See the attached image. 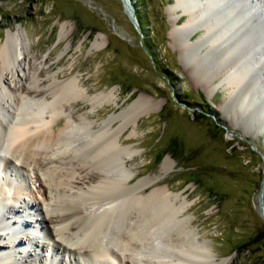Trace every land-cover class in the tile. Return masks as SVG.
I'll return each mask as SVG.
<instances>
[{"label":"rangeland","instance_id":"rangeland-1","mask_svg":"<svg viewBox=\"0 0 264 264\" xmlns=\"http://www.w3.org/2000/svg\"><path fill=\"white\" fill-rule=\"evenodd\" d=\"M173 2L141 0L139 4L158 64L175 77L173 85L154 63L151 53L143 48L141 39L144 35L130 21L121 0H0V47L9 32L20 31L23 48L16 53L20 67L29 60H35V65L40 68L46 63L44 66L49 69L47 67L45 76L57 73L59 81L77 76L91 96L116 88L117 104L109 102L94 112L88 103L77 107L78 113H90L92 121L101 123L125 109L140 95L146 96L154 109L138 118L137 135L124 140L131 127L120 134L123 145L137 151L126 166L135 171L132 182L145 178L162 179L158 186L167 185L171 192L182 197L187 195L188 207L182 217L190 219L188 228L197 233L196 238L203 241V246L209 248L214 257L213 261L210 258L203 264L229 258L228 264H264V213L262 215L259 208L264 158L247 142L257 141L264 151V113L260 112L264 98L255 97L257 102L246 111L240 110L239 105L245 87L256 89L253 84L256 78L261 77V87L264 86V59L248 72L244 86L236 88L233 96L229 95L232 90L223 82L228 74L223 69L228 59L216 60L224 49L210 48L209 61L199 58L208 50L198 49L199 45L185 46L188 48L186 55L180 56L177 44L170 38V31L186 18L180 16L175 21L180 13L170 10ZM261 10L264 15V8ZM201 35L199 30L193 32L190 43L200 39ZM190 63L194 70L190 71ZM11 69H17V64ZM222 70H225L223 74ZM195 76L207 77L208 85L203 86V78ZM6 78L14 79L11 74ZM199 103L216 113L215 121L210 113L197 110L201 106ZM20 118L21 121L29 119L22 116L12 120V124ZM62 119L60 116L54 128L61 127ZM118 123H114V129ZM5 124L6 127L11 125ZM219 124L231 135L227 136ZM165 156H169L174 165L163 178L158 171ZM1 165H5L4 160ZM18 169L9 168L6 176L0 171V215L3 207L11 206L8 198L22 186L23 194L31 190L40 197L37 184L34 185L33 171ZM261 199L264 209V185ZM16 215L33 223L25 226V232L33 238L32 246L47 241L44 233L30 235L34 227L40 230V226L30 218L28 211ZM15 220L14 217L8 219L4 225L0 221V233L9 232L12 236L15 233L14 236L18 237L19 225L13 223ZM9 221L11 224L8 225ZM11 226H14L13 230L8 229ZM25 248L40 264H60L54 259L56 253L52 254L50 250L40 248L37 251L40 256H36L35 247ZM20 251H14V258L21 259L19 264H24ZM3 252L4 257L9 255L7 251ZM60 255L67 257L62 251L58 252ZM108 258V264H117L114 258Z\"/></svg>","mask_w":264,"mask_h":264},{"label":"bare ground","instance_id":"bare-ground-1","mask_svg":"<svg viewBox=\"0 0 264 264\" xmlns=\"http://www.w3.org/2000/svg\"><path fill=\"white\" fill-rule=\"evenodd\" d=\"M262 4L263 0H174L170 10L180 13L175 21L180 16L186 19L170 31V38L177 44L180 56L185 57V50L190 47L208 48L199 57L201 61H209L210 48L224 49L216 60L228 59L223 68L228 74L223 82L233 96L236 88L244 86L248 72L264 59ZM196 30L202 35L190 43ZM22 45V35L16 31L9 32L0 47V171L6 176L11 167L18 171L31 169L40 197L31 190L23 194L22 186L8 198L11 206L3 207L0 221L4 225L8 219L16 218L13 223L19 225V236L0 233V264H19L21 259L14 258L16 249H21L24 264H40L24 250L28 246L35 247L36 256H40V248L56 253L54 259L60 264H108V257L117 264H203L210 258L213 261L211 250L188 228L190 219L182 217L188 207L187 195L173 193L167 185L158 186L162 179L145 178L133 183L135 171L126 167L137 151L123 145L120 134L131 127L124 140L137 135L138 118L154 109L151 101L140 95L101 123L92 121L90 113H78L77 107L88 103L94 112L109 102L117 104L116 88L91 96L77 76L62 81L57 73L45 76L46 63L40 68L35 60H29L24 69L16 57ZM16 64L17 69L12 71ZM189 68L194 70L192 65ZM8 74L14 79H7ZM200 77L206 87L208 78L195 76ZM262 81L261 77L256 78V89L245 87L241 92L240 110L252 108L256 98H264ZM260 112L264 113V107ZM22 116L29 119L20 118L21 122L12 124V120ZM60 116L63 121L56 129ZM116 121L119 125L114 129ZM5 122L11 125L6 127ZM173 165L170 157L165 156L159 175L164 178ZM26 211L40 226V230L34 227L35 231L28 233L41 232L47 237L41 245L36 242L32 246L33 238L25 232V226L33 223L16 215ZM8 229L13 230L14 226ZM3 251L9 255L4 257ZM59 251L67 257L58 256ZM229 261L230 258L222 259L213 264Z\"/></svg>","mask_w":264,"mask_h":264},{"label":"trees","instance_id":"trees-1","mask_svg":"<svg viewBox=\"0 0 264 264\" xmlns=\"http://www.w3.org/2000/svg\"><path fill=\"white\" fill-rule=\"evenodd\" d=\"M131 1H132V4H133V7H134L135 16H136V19H137V22H138V26L140 28L141 33L144 35V37L141 39V44H142L143 48L146 51L151 53L154 63L158 64L157 53L153 52L152 43L150 42L151 38L148 37L146 26H145V24L143 22V18L144 17L142 15L141 8L139 7V4H140L141 0H131ZM158 66H159V64H158ZM159 68H160V70L161 69L163 70V72L168 77L170 83H172V85H173L174 81H175V77H173L170 74V72H168V70H166L165 68H162L160 66H159ZM199 105H201V106H199V108L197 109L198 111L210 113V114L214 115L215 117L217 116L215 112H213L212 110L207 108V105L202 104V103H199ZM252 143L255 144V146L260 151H262V149H261V147H260V145H259V143L257 141H252ZM240 144L244 145V142H240ZM262 155L264 156V151H262ZM195 177H196V175H195ZM195 177H193V178H195Z\"/></svg>","mask_w":264,"mask_h":264},{"label":"water","instance_id":"water-1","mask_svg":"<svg viewBox=\"0 0 264 264\" xmlns=\"http://www.w3.org/2000/svg\"><path fill=\"white\" fill-rule=\"evenodd\" d=\"M122 2V5H123V8L125 10V12L128 14L129 18H130V21L132 22V24L134 25V27L136 28V30L138 32H141L140 31V28L138 26V22H137V19H136V16H135V11H134V7L132 5V1L131 0H121ZM164 78H166L165 76H163ZM264 87V86H263ZM211 117V119L213 121H215L216 117L212 114L209 115ZM216 124H218L216 122ZM220 125V124H219ZM224 130H225V134L227 136H230L231 133L230 132H227L225 127L223 125H220ZM243 140L246 141V139L242 138ZM248 142V145L249 147L255 151L262 159L264 158L263 155L261 154L260 150L255 146V144H253L252 142ZM263 185H264V178H262V180L260 181V185H259V208L261 210V214L263 215L264 213V209H263V205H262V193H263Z\"/></svg>","mask_w":264,"mask_h":264}]
</instances>
